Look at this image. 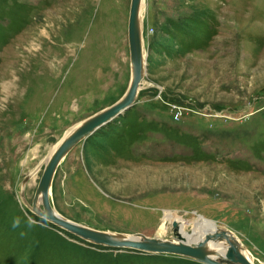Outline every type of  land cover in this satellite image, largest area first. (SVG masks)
I'll return each instance as SVG.
<instances>
[{"label": "rangeland", "instance_id": "374dc122", "mask_svg": "<svg viewBox=\"0 0 264 264\" xmlns=\"http://www.w3.org/2000/svg\"><path fill=\"white\" fill-rule=\"evenodd\" d=\"M129 6L0 0V264H201L94 245L29 210L59 143L128 89ZM142 10V89L64 156L50 205L93 230L165 240L173 221L181 233L205 221L264 264V0Z\"/></svg>", "mask_w": 264, "mask_h": 264}, {"label": "water", "instance_id": "95a60500", "mask_svg": "<svg viewBox=\"0 0 264 264\" xmlns=\"http://www.w3.org/2000/svg\"><path fill=\"white\" fill-rule=\"evenodd\" d=\"M140 2L141 0H130L128 11L127 41L131 79L126 93L115 104L82 121L71 134L59 143L44 166L35 190L32 206L29 207V210L50 225L69 232L94 245L144 254L175 255L189 258L201 264H252L240 253L242 247L239 242L229 234V231H224V229L205 234L204 238L194 246L186 243L184 235L180 234L181 232L176 221L171 223L173 235L176 239L174 240L175 242L150 238L140 234L124 238L126 235L100 232L70 222L56 215L50 205L49 191L51 182L64 156L79 142L93 135L101 127L119 117L125 111L130 110L136 100L138 91L142 88L145 73V52L143 53L144 48H142L143 43L138 21ZM39 196H41L42 209L36 207V201ZM210 241L213 243L225 241L227 243L226 251L221 255L218 252L208 250L207 243Z\"/></svg>", "mask_w": 264, "mask_h": 264}, {"label": "bare ground", "instance_id": "6f19581e", "mask_svg": "<svg viewBox=\"0 0 264 264\" xmlns=\"http://www.w3.org/2000/svg\"><path fill=\"white\" fill-rule=\"evenodd\" d=\"M143 0H141L140 2V7H139V18H138V21H139V28H140V34H141V40H142V27H141V22H140V14L143 12ZM79 20V19H78ZM142 21V20H141ZM143 48V47H142ZM143 53H144V49H143ZM144 82V80H143ZM143 82H142V86H143ZM142 89V88H141ZM80 125V124H79ZM79 125H77L71 132H69L66 137L71 134ZM65 137V138H66ZM57 148V147H56ZM55 151V150H54ZM29 180V178H28ZM27 180H25L24 183H27L26 188H29L30 186L28 185V182H26ZM31 182V181H30ZM28 186V187H27ZM23 190V189H22ZM41 204V196L38 197L37 201H36V207L39 209V205ZM56 213V212H55ZM56 215L60 216L59 214L56 213ZM179 226V229H180V232H181V225L178 224ZM219 230H223L219 227H217L216 225H213V227L210 225V223L208 222H205V221H201L199 222V224L196 225V227L194 229H190V231L188 230L187 232H183V233H180L182 235H184L185 237V240H186V243L190 246H194L197 242L201 241L203 238H200V235L201 234H207V233H211V232H214V231H219ZM225 231V230H224ZM229 234L234 238L235 236L233 234H231L229 232ZM173 238L171 239H168L170 240L171 242H175L174 240L175 239V236L172 235ZM129 237H133V236H130V235H126L124 236V238H129ZM199 239L197 240L196 238ZM156 238V237H155ZM159 240H165V239H160V238H157ZM197 240V241H196ZM237 240V239H236ZM166 241V240H165ZM226 248H227V243H225V241H222V242H217V243H213V242H208L207 243V249L210 250V251H214V252H218L220 253L221 255L226 251ZM241 248V247H240ZM240 253L251 263V261L246 257V253L244 252V250L241 248L240 250Z\"/></svg>", "mask_w": 264, "mask_h": 264}]
</instances>
